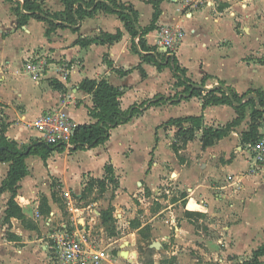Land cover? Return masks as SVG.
<instances>
[{
    "label": "crops",
    "instance_id": "1",
    "mask_svg": "<svg viewBox=\"0 0 264 264\" xmlns=\"http://www.w3.org/2000/svg\"><path fill=\"white\" fill-rule=\"evenodd\" d=\"M16 1L0 0V131L5 124L7 138L16 141L20 148L39 141L32 122L52 109L62 111L76 125L95 123L97 119L90 112L93 96L80 89L84 79H107L118 87L123 93L121 108L125 112L143 103L146 109L112 129L104 144L77 150L66 146L64 151L51 152L46 160L34 154L25 159L29 173L20 180L16 199L28 225L16 217L6 219L11 192H4L0 196V264H54L50 239L54 231L64 226L85 228L91 216L102 230L105 228L95 200L101 204L107 201L113 207L116 228L124 230L119 235H106L112 252L105 246L108 257L103 264H196L200 258L205 261L192 255V250L206 256L211 253L215 260L219 255L227 256L228 262L229 255L247 257L262 245L264 164H256L249 144L241 142L242 133L252 121L251 104L245 106L244 117L232 133L214 145L203 148L202 131L184 143L177 135L176 125L168 123L170 119L203 116V126L225 127L238 117L236 105L204 106L207 91L192 95L170 67L159 69L143 59L147 51L138 47L140 36L133 37L115 13L97 11L85 16L76 26L77 31L60 27L48 33L47 21L30 18L20 25ZM122 1L138 11L139 34L151 26L156 10L151 0ZM44 2L52 12L65 8L62 0ZM158 8L154 27L141 36L147 46L156 47L163 55L157 46L160 29L177 27L183 31V38L173 56L195 85L211 88L222 81V85L240 95L259 90L264 96V0H160ZM119 29L123 35L117 41L105 43L98 39L102 31L116 33ZM80 37L97 39L82 46L76 43ZM29 59L43 61V70L37 77L24 69ZM120 70L129 72L119 75ZM160 96L167 101L148 105ZM218 162L228 173L243 176L241 191L223 200L214 194H201L195 188L202 182L198 169L217 172L221 169ZM107 164L113 166L118 186L108 182L106 191L99 193L96 184L98 197L77 203L79 211L71 209V196L80 198L88 181L106 177ZM9 169L10 162L0 161V186ZM170 181L179 190L190 192L185 197L188 205L180 201L162 205L153 214L167 211V218L156 221L154 217L149 231L141 235V229L148 224L140 218L136 200L142 194L164 203L166 197L159 194L171 191ZM43 197L48 201V213L41 209ZM194 202L200 210L204 205L210 221L223 213L231 220L220 238L225 243L218 248L210 242L213 233L206 237L204 216L190 211L195 208Z\"/></svg>",
    "mask_w": 264,
    "mask_h": 264
},
{
    "label": "trees",
    "instance_id": "2",
    "mask_svg": "<svg viewBox=\"0 0 264 264\" xmlns=\"http://www.w3.org/2000/svg\"><path fill=\"white\" fill-rule=\"evenodd\" d=\"M13 1V0H10ZM159 1L151 0L150 2L155 6V14L153 22L150 27L142 29V33L139 34L136 21L138 18V11L131 4H127L122 0H62L64 4V10L59 12H52L45 8L44 0H17V7L15 8L16 14L19 17V24L24 25L30 18L37 20L47 21L49 23L48 33L57 30L60 27H71L77 31L76 26L85 16H92L97 11H103L106 13H115L125 23L127 31L133 37L140 36V47L147 51L143 55V59L153 62L159 69L162 67H170L174 74L180 77V83L186 86V92H192V95H202L203 89L194 88L195 85L192 80L186 76V70L180 65L175 56H167L157 52L156 47L147 46L146 42L141 38L147 31L154 27L159 14ZM24 10V12L22 11ZM123 33L119 29L116 33L101 32L98 37L99 40L105 43H112L121 39ZM93 39H85L80 37L76 43L82 46L88 45ZM152 51L153 53L149 52ZM156 53V54H154ZM106 60V58H105ZM109 62V61H108ZM129 71L120 70L119 75H126ZM206 76L204 77V79ZM220 84L224 82L219 81ZM204 84V83H203ZM80 89L91 93L93 96L94 107L90 109L91 115L94 116L97 121L89 124H79L76 126L73 136L71 137V143L73 146L71 150L84 149L96 147L100 144H104L111 136L112 129L119 125L128 122L134 115L140 114L144 111L145 103L139 106L131 107L127 112L121 108L122 91L111 84L107 79H101L100 81L84 79L80 83ZM232 93L233 99L238 103L234 106L232 99L222 89H214L206 92L207 98L204 99V106L210 104L227 103L234 106L237 111L238 117L232 122L228 123L225 127H205L203 126V116H188L177 119H170L169 124L176 125L177 135L182 138L184 143L192 141L196 137L197 131H202V145L203 148L212 146L219 139L232 133L234 128L241 122L245 114V106L251 104L253 107L252 121L247 131L242 133L241 142L243 144H253L260 137V127L262 121H264V96L261 91L254 90L258 96V101L254 99H248L243 101L247 95L238 94L235 90L229 87ZM219 92L221 95H217ZM167 101V98L160 96L148 102L149 106L160 105ZM2 103L0 102V106ZM260 105L263 109H257L256 106ZM189 124V126H185ZM6 125H1L0 131V161L10 162V169L6 178L3 180L0 186V196L6 192H11V198L8 202V209L6 211V219L16 217L25 220V215L19 202L16 199L18 189L20 188V180L29 173V168L25 162V159L29 155H40L46 160L53 151H64L66 146L64 144L52 145L45 142L32 141L28 146L20 148L16 141L7 138L5 135ZM106 177L103 179H91L85 187L81 200L89 202L88 197L94 192L96 184H98L99 193L106 191V185L113 183L115 187L118 185V180L114 176V169L112 165L107 164L105 166ZM42 211L48 213V201L46 197L42 199ZM113 208H109L108 211L102 214V221L105 224L115 222L113 216ZM30 226V225H29ZM115 235L114 232L111 236ZM264 256V242L256 250L253 251L252 257L245 260L243 264H262L261 258Z\"/></svg>",
    "mask_w": 264,
    "mask_h": 264
},
{
    "label": "built area",
    "instance_id": "3",
    "mask_svg": "<svg viewBox=\"0 0 264 264\" xmlns=\"http://www.w3.org/2000/svg\"><path fill=\"white\" fill-rule=\"evenodd\" d=\"M183 38V31L177 27H162L159 31L157 46L163 54L173 56ZM140 49V46H138ZM43 61L29 59L24 69L37 77L41 72ZM32 126L39 133L38 140L47 144H64L72 147L71 137L74 134L76 123L58 109L44 112L37 117ZM249 147L253 152L257 164H264V132L261 137ZM77 203L82 204L80 198L71 196L69 206L77 208ZM97 223L91 216L85 228H73L64 226L50 235L52 259L54 264H103L108 257L105 247L99 245L94 235V227Z\"/></svg>",
    "mask_w": 264,
    "mask_h": 264
},
{
    "label": "rangeland",
    "instance_id": "4",
    "mask_svg": "<svg viewBox=\"0 0 264 264\" xmlns=\"http://www.w3.org/2000/svg\"><path fill=\"white\" fill-rule=\"evenodd\" d=\"M249 150L252 152L250 147H249ZM252 154H253V152H252ZM232 157H234V155ZM197 161H198V163H200V162H202L203 164L206 163L205 161L204 162L200 161V160H197ZM211 165H213V162L211 163ZM218 167L221 168V164L219 162H218ZM214 170L215 169H213V171L211 173H209V171H206V169H202V168L198 169L197 172L202 174V176H201L202 182H200V186L195 187V188H197V190L201 194H204V193L207 195L214 194V196L216 198L223 200V199H226L225 197L227 195L231 196L232 194H237V192L241 191L242 185H243V179H242L243 176L242 175L237 176V175L228 173L223 168H221L217 172ZM209 177H210V180L205 181ZM170 183H172L171 191H169V192L164 191V192H161L159 194V196H162L163 198L166 197L165 201H163L164 203H160V201H162V200H159V199L156 200V199L151 198L149 200L148 198H145L142 194L140 196L139 201L136 200L138 210L142 215V217H140V218L143 221H145L144 223L148 224V225L144 226L143 229H141V235L144 236L145 231L146 230L149 231V229L151 228V225H152L151 220L154 217H156V219H157L156 221H163L164 219L167 218L166 217L167 211L159 214L158 216H156V214H153L155 212L158 213V211H159V209H161L162 205L168 206L172 203H175L176 201H180L184 205H188L186 203L187 199H185V197L190 192L185 191V189L179 190L178 186H175V183H173V181H170ZM112 185H114V184L112 183ZM144 194H147L146 190H145ZM89 197L90 198L98 197L97 191H94L91 195H89ZM93 202L97 203V206H95V207L97 209H100L102 211V214L104 212L108 211L109 208H111V205H107V201L105 203L103 202L102 204H101V202H98L97 200H95ZM93 205H94V203H93ZM224 205H227V204H224ZM193 206L195 208L190 209V211H192L195 214H198L199 216H204V219H206V221L202 223L203 227H204V231L207 234L206 237H208L209 235H211L213 233L214 235L212 236V239H210V242H212L213 245L217 244V248L221 244L223 245L225 243V241H220L221 240L220 238L225 235V232L227 230L226 226L228 223L231 222V220L227 219L226 215L223 213L222 215L214 216L213 220L210 221V219H208V217L206 216V213L203 211L204 205H202V207H200L201 210L199 209V207H196L195 202L193 203ZM217 207L219 209H221L222 206L218 205ZM68 214H69V212H67V215ZM71 215L73 216V214H71ZM114 218L116 220V217H114ZM193 218L196 219L195 217H193ZM105 225H106L105 228L102 230L101 224L97 223L94 227V235L96 237V240H98L99 245L103 244L104 245V246L102 245L103 247H105V246L108 247L109 242H108V240L105 239L106 235H111V233H113V232L115 235H119L124 230L123 229L118 230L116 228L115 222H111V223L105 224ZM209 230H211V231H209ZM213 237H215V239H213ZM255 237H258V235H255ZM143 239H145V237H143ZM198 243L201 245V243L199 241H198ZM139 247L142 248L144 246L139 245ZM110 248L111 247H108L107 250L112 252V250H110ZM152 248L153 249L155 248L154 245ZM204 249H206L207 253L209 252V247H206ZM252 254H253V251H252ZM252 254L250 256H247V257H245V254L243 256L229 255L228 259H230V261L226 262L227 256L219 255L221 258H223V260L219 259L220 258L219 256H217V260H215L216 257L213 256L211 253H209L206 256V255H201L200 251L197 253L195 250L194 251L192 250V255H194V256L199 255L200 257L205 258V261H203L200 258V261L197 262L196 264H243L245 260L252 257ZM262 258H261V262H262V264H264V257H262Z\"/></svg>",
    "mask_w": 264,
    "mask_h": 264
},
{
    "label": "water",
    "instance_id": "5",
    "mask_svg": "<svg viewBox=\"0 0 264 264\" xmlns=\"http://www.w3.org/2000/svg\"><path fill=\"white\" fill-rule=\"evenodd\" d=\"M22 11H24V10H22ZM195 87L203 89V90H205L207 92L211 91V90H214V89L220 88V89L224 90L226 92V94L232 99L234 105H238V103L233 99L231 91L225 85H222V84L218 83V84L214 85L213 87L209 88V87H205V86L197 84V85H195ZM247 98L248 99H255L256 101H258V96L255 93L248 94ZM257 109H262V107L260 105H257Z\"/></svg>",
    "mask_w": 264,
    "mask_h": 264
}]
</instances>
